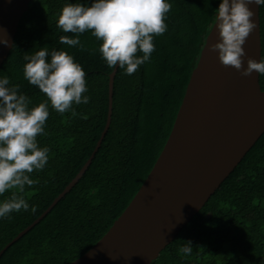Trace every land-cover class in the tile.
<instances>
[{
  "label": "trees",
  "instance_id": "16d2710c",
  "mask_svg": "<svg viewBox=\"0 0 264 264\" xmlns=\"http://www.w3.org/2000/svg\"><path fill=\"white\" fill-rule=\"evenodd\" d=\"M166 32L153 37L155 50L132 75L119 65L113 77L110 122L91 162L78 181L31 229L0 255V264H68L89 250L126 208L148 175L172 128L191 73L222 0H166ZM94 0H31L20 18L0 79L20 85L29 109L48 103L49 116L37 146L47 147L48 163L26 173L29 210L0 218V250L32 223L75 177L92 154L108 113L110 68L92 31L64 33L57 27L62 8L91 6ZM261 59H264V6H259ZM79 35L86 50L59 43ZM47 47L65 51L85 72L87 104L56 112L46 94L24 78L26 53ZM138 57L143 53L138 51ZM50 62L51 57L49 56ZM264 90V74H259ZM86 115L87 119L81 116ZM17 189L0 195V204ZM35 207V212L32 211ZM191 242L192 252L178 250ZM150 264H264V132L201 209Z\"/></svg>",
  "mask_w": 264,
  "mask_h": 264
},
{
  "label": "water",
  "instance_id": "95a60500",
  "mask_svg": "<svg viewBox=\"0 0 264 264\" xmlns=\"http://www.w3.org/2000/svg\"><path fill=\"white\" fill-rule=\"evenodd\" d=\"M31 0H0V65L9 53L17 27ZM247 2V0H246ZM231 3V0H230ZM253 31L242 47L248 59L261 60L259 5ZM215 21L200 51L172 128L155 163L123 212L83 255L68 264H150L201 209L264 132V90L259 73L242 76L222 64L211 45L220 42ZM109 74L107 121L90 157L52 203L1 250L31 229L78 181L107 131L113 77Z\"/></svg>",
  "mask_w": 264,
  "mask_h": 264
},
{
  "label": "clouds",
  "instance_id": "9594fccd",
  "mask_svg": "<svg viewBox=\"0 0 264 264\" xmlns=\"http://www.w3.org/2000/svg\"><path fill=\"white\" fill-rule=\"evenodd\" d=\"M252 0H222L216 14V26L220 42L211 45L212 52H219L223 65L231 66L250 76L254 71L264 74V59L257 62L248 59V67L242 69V57L246 55L242 45L253 31L254 13L249 4ZM264 6V0H255ZM172 5L166 0H94L91 6L71 4L62 8L57 27L64 33L82 34L91 30L92 35L102 41L99 48L102 58L110 68L119 65L132 75L138 67L149 60L155 50L153 37L162 36L166 30L165 14ZM5 45L7 39L2 41ZM59 43L86 50L79 35L75 38L61 36ZM140 51L142 56L136 54ZM51 57L50 62L48 57ZM24 78L31 85L38 86L46 94L51 107L58 113L71 110L77 113L73 104H87L85 72L73 56L65 51L49 52L47 47L34 53H26ZM10 79H0V195L10 189H17L11 199L0 204V218H10V214L29 210V203L23 196L25 185L34 181L26 173L42 170L48 163L49 149L37 146V136L44 132L49 116L48 103H40L29 109L31 100L19 93L20 85L9 87ZM87 119L86 115L81 116ZM35 207L32 211L35 212ZM191 242L181 247V254L192 252Z\"/></svg>",
  "mask_w": 264,
  "mask_h": 264
}]
</instances>
